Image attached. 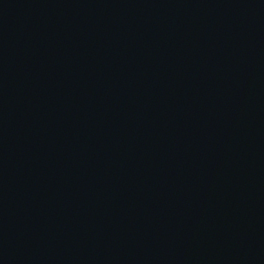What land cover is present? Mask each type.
I'll return each mask as SVG.
<instances>
[{
  "label": "water",
  "instance_id": "obj_1",
  "mask_svg": "<svg viewBox=\"0 0 264 264\" xmlns=\"http://www.w3.org/2000/svg\"><path fill=\"white\" fill-rule=\"evenodd\" d=\"M0 264H264V0H0Z\"/></svg>",
  "mask_w": 264,
  "mask_h": 264
}]
</instances>
